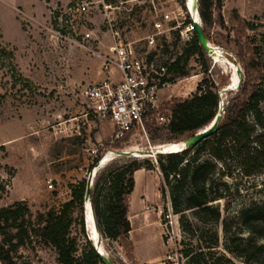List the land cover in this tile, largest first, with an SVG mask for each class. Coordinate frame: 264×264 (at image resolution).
Wrapping results in <instances>:
<instances>
[{
    "label": "rangeland",
    "instance_id": "374dc122",
    "mask_svg": "<svg viewBox=\"0 0 264 264\" xmlns=\"http://www.w3.org/2000/svg\"><path fill=\"white\" fill-rule=\"evenodd\" d=\"M186 1L184 8L181 0H0V208H27L19 219L25 228L23 245L11 253L16 264H59L55 248L45 244L34 228L42 220L40 215L58 212L72 198L74 186L87 184L89 173L95 169L90 166L96 157L100 160L105 154H112L111 160L98 169L100 173L116 163L136 158L118 155L121 149L140 154V151L179 144L166 129L150 131L146 125L145 131H133L118 148L113 123L85 115L88 105L81 88L101 80L104 74L101 61L75 41L83 40L86 32H93L96 39L88 46L106 52L114 44L108 18L113 19L122 38L127 40L145 37L152 31L154 20L166 13L182 25L187 22ZM83 4L87 11L79 10ZM215 19L209 42L220 47L223 53L207 54V58L211 62V78L216 81L225 78V84L219 88L225 108L229 92L223 89L231 81L232 64L243 81L246 79L243 61L254 57L253 47L260 48L258 58L264 63V0H224L221 14L215 13ZM247 22L252 27L248 28ZM228 40L235 42L228 43ZM158 44L160 55L165 57L178 55L185 48L175 33L159 38ZM2 48L14 55L11 63L1 52ZM185 71L188 77L175 78L172 86L162 93L159 116L166 117L175 100L193 94L204 76L197 56L189 59ZM262 74L259 88L260 106L264 110V68ZM249 120L253 122L252 115ZM165 122L148 123L163 126ZM257 132H261L259 128ZM151 155L141 154L136 158L153 165V169L143 168L147 175L141 180L140 190L145 189L147 196L142 197L141 211L151 212V221L157 218L160 225L134 220L135 261L127 257L120 241L102 235L101 245L108 257L116 264H143L163 255V264H196V253L215 236L216 256L224 254L235 264H245L232 257L227 248L230 235L237 234L241 228L242 210L254 202L264 201V170L246 176L236 166L237 159L231 157V169L224 171L220 161L204 154L202 160L217 163L211 181L216 199L211 203L221 213L220 222L203 224L192 210L175 213L170 241L165 242L163 224L171 198L168 187L165 194L161 191L164 182L158 167L159 154ZM105 184L102 179L100 186ZM159 210L163 212L161 215ZM83 211L84 207L82 211L75 209L71 229L78 244L77 256L89 240L86 228L84 232L80 224ZM225 222L231 228L229 234L224 231ZM16 232L9 222L5 231H0V244L9 240L16 242ZM89 234L92 235L90 230ZM186 252L195 256L193 263H189Z\"/></svg>",
    "mask_w": 264,
    "mask_h": 264
},
{
    "label": "trees",
    "instance_id": "16d2710c",
    "mask_svg": "<svg viewBox=\"0 0 264 264\" xmlns=\"http://www.w3.org/2000/svg\"><path fill=\"white\" fill-rule=\"evenodd\" d=\"M185 8V0H181ZM224 0H199V13L203 23V29L210 38V29L216 22L215 13L221 14ZM221 24L222 23V18ZM237 19V18H236ZM248 28L252 27L249 22ZM235 42L234 40H228ZM259 49L253 47L254 57L244 62L246 79L241 81L236 92L228 93L227 104L224 108L219 130L211 137L203 140L195 147H189L178 153L159 154L158 167L163 178L161 186L162 194L169 188L170 201L174 213L184 210H192L196 218L203 224L220 222L221 213L211 203L216 199V193L212 192V177L217 171V163L210 160H202L204 154H208L215 161H220L225 167L224 171H230L231 157L237 159L236 166L239 171L251 176L264 170V110L260 106L261 94L259 81L263 77L264 63L260 60ZM10 63L14 59L12 52L1 49ZM197 56L201 60L203 78L197 85L196 91L189 97L175 100L168 109L167 121L163 126H154L147 123L150 131L166 129L175 136L174 139L184 141L193 136L197 131L208 126L219 112L222 98L219 88L225 84V78L216 81L211 78V62L207 53L199 44L195 34L192 43L186 47L181 55H178L170 66L172 79L188 77L185 65L189 59ZM12 65V64H11ZM238 82V78L233 86ZM254 120L251 122L249 116ZM261 132H257V129ZM133 131L128 132L123 138L116 139V146L126 140ZM122 151L124 149H121ZM191 151L194 153L191 154ZM99 158L96 157L90 168L95 167ZM153 169L150 162H142L136 158L116 163L104 172L97 173L92 189V207L101 234L114 241H120L127 257L135 261L134 244L130 239L132 230L129 220L130 197L135 188V172L139 169ZM106 182L104 187L100 181ZM85 183L78 184L72 189V198L63 204L58 212L50 211L41 219L34 228V233L41 240L55 248L59 264H99L100 256L94 249L90 240L82 254L77 256L78 244L76 238L71 235V229L75 222L74 211L76 208L83 210ZM27 208H0V231H5V226L11 222L17 229L16 242H4L0 244V262L2 264H16L12 258V251L23 245V233L25 228L19 222ZM241 228L235 235H230L228 252L234 258L241 259L245 264H264V201L254 202L244 208L240 214ZM82 230L85 232L83 217L80 218ZM224 231L231 233V228L225 222ZM247 235L244 236L243 234ZM242 234V235H240ZM203 246L196 253V264H219L226 261L235 264L232 258L226 255L216 256L217 240ZM201 241V238L198 239ZM189 263H193L195 256L186 252Z\"/></svg>",
    "mask_w": 264,
    "mask_h": 264
},
{
    "label": "built area",
    "instance_id": "2783aa9c",
    "mask_svg": "<svg viewBox=\"0 0 264 264\" xmlns=\"http://www.w3.org/2000/svg\"><path fill=\"white\" fill-rule=\"evenodd\" d=\"M186 8L187 22L182 25L178 19L166 13L154 20L152 31L145 37L132 40L122 38L113 19L108 18V28L114 44L106 52L88 46L91 40L96 39L93 32H86L83 40L75 41L77 45L92 51L101 61L104 74L101 80L87 83L81 88V95L88 105L85 115L110 120L114 126V140L123 138L131 131H145L148 122L162 123L167 120L158 113L161 95L175 81L172 79L170 66L183 51L175 56L160 55L158 40L175 33L185 48L192 43L196 34L195 23L203 25L199 0L194 1L193 10L186 1ZM79 10L87 11V6L83 4ZM48 182L52 187L51 180ZM147 210H150L149 206ZM158 213L161 215L163 212L159 210ZM174 217L169 200L163 224L165 242L170 241Z\"/></svg>",
    "mask_w": 264,
    "mask_h": 264
},
{
    "label": "water",
    "instance_id": "95a60500",
    "mask_svg": "<svg viewBox=\"0 0 264 264\" xmlns=\"http://www.w3.org/2000/svg\"><path fill=\"white\" fill-rule=\"evenodd\" d=\"M195 28H196V36L198 38L199 44L201 45V47L203 48V50L209 54L212 55L214 53L213 51V47L210 45L209 43V39L206 36L204 29H203V25L200 23H195ZM241 80H239L238 84L233 88V87H229V85L227 87H225L223 89V92H230V91H234L236 89H238V87L240 86ZM220 97L222 96V93L219 92ZM223 113H224V101L221 100L220 106H219V112L216 115V117L214 118V120L205 128L197 131L193 136H191L190 138L184 140V141H180L179 144L181 145V150L176 151V152H162L159 150H150L148 152H144V151H140V154L143 155H149L152 156L151 154H166V153H178V152H182L183 150H185L186 148L189 147H195L197 146L199 143H201L203 140L211 137L213 134H215L218 130H219V126L220 123L222 121V117H223ZM120 156H127V157H136L139 158L141 156H135V151L134 150H124V151H120L117 153ZM99 167V163L95 165V168ZM99 169V168H98ZM95 169H93L88 176L87 179V184H86V192L84 195V211H83V215H84V223H85V228L87 231V235H88V239L91 241L94 249L96 250V252L98 253V255L101 258V261L103 264H116L113 260H111L108 255L106 254V252H101L97 245L96 242L94 240V238L92 239V235L89 234V230H88V217H87V211H86V205L85 202L87 200H89L90 202V211L92 214V221L93 224L96 228V230L99 233V240H98V244L101 245L102 242V234L99 230V226L96 220V217L94 215V211H93V207H92V189H93V184H94V178L95 176ZM98 171V170H97Z\"/></svg>",
    "mask_w": 264,
    "mask_h": 264
},
{
    "label": "crops",
    "instance_id": "0c3cea01",
    "mask_svg": "<svg viewBox=\"0 0 264 264\" xmlns=\"http://www.w3.org/2000/svg\"><path fill=\"white\" fill-rule=\"evenodd\" d=\"M166 91V90H165ZM163 91V93L165 92ZM146 171L144 169H139L135 172V188L134 191L131 195V200H130V211H129V220L131 222L132 230L130 232V239L133 242L132 239V234H133V222L134 220H142L143 222H146L147 224L149 223H158L159 221L157 218H154L153 221H151V217L153 216L151 212L149 211H141L144 199L142 198L143 196H147V191L145 189L140 190L141 186V180L142 178H146ZM160 225V224H159ZM134 244V242H133ZM134 249H135V244H134ZM163 255L160 257L156 258H151L149 259L146 263L143 264H163Z\"/></svg>",
    "mask_w": 264,
    "mask_h": 264
},
{
    "label": "bare ground",
    "instance_id": "6f19581e",
    "mask_svg": "<svg viewBox=\"0 0 264 264\" xmlns=\"http://www.w3.org/2000/svg\"><path fill=\"white\" fill-rule=\"evenodd\" d=\"M194 1L195 0H187V3H188L189 8L192 9V10H193ZM211 46L213 47V51H214L213 54H218V56H219V54L223 53L221 51V48L220 47H217V46H214V45H211ZM233 64H232V67H233L232 69L233 70H232V76H231L232 78H230L231 81L229 80L230 81L229 82V87H233L234 88L238 84L239 78H238V75H237V72H236V66L233 65ZM237 78H238V82H237V84L235 86H233L234 83L236 82ZM180 148H181V145L180 144H169V145H165L164 148H160L159 151H162V152H176L178 150L180 151L181 150ZM135 156H141V154H139V152H135ZM111 158H112V154L111 153H107L104 156H102V158L99 160V167H96L95 170H94L95 175L98 172L97 171L98 168H100L102 164H105L108 161H110ZM85 205H86V211H87V217H88V228H89L88 230H90V233H92V239L94 238L98 249L101 252H104L105 253L104 249L102 248V245H99L98 244L99 233L96 230V228H95V226L93 224V221H92V214H91V211H90V202H89V200H87L85 202Z\"/></svg>",
    "mask_w": 264,
    "mask_h": 264
}]
</instances>
